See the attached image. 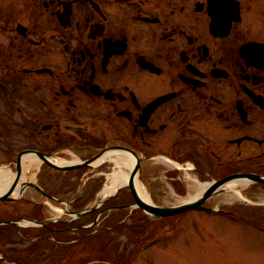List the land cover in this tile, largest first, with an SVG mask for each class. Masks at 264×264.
I'll return each instance as SVG.
<instances>
[{
	"label": "flooded vegetation",
	"instance_id": "obj_1",
	"mask_svg": "<svg viewBox=\"0 0 264 264\" xmlns=\"http://www.w3.org/2000/svg\"><path fill=\"white\" fill-rule=\"evenodd\" d=\"M105 149L130 156L133 182L161 181L148 167L161 160L174 195L223 179L264 192V0H0L2 159L15 170L19 154ZM43 177L31 190L65 209L34 246L9 248L23 258L0 261L121 264L113 236L89 223L133 202L129 189L75 216L89 194L64 197L68 178L48 189ZM23 200L41 216L42 202Z\"/></svg>",
	"mask_w": 264,
	"mask_h": 264
},
{
	"label": "rangeland",
	"instance_id": "obj_2",
	"mask_svg": "<svg viewBox=\"0 0 264 264\" xmlns=\"http://www.w3.org/2000/svg\"><path fill=\"white\" fill-rule=\"evenodd\" d=\"M74 155L81 156L76 152ZM59 156L74 158L73 152L63 153ZM160 161L151 160L148 162V167L160 166L159 168L157 167V170L161 173V181L154 180L148 183L141 180V182H138L145 188L155 204H177L182 199L174 195L171 182L164 177L163 169L165 166ZM0 166L4 169H10L8 161L2 159L1 153ZM34 166L30 170L32 175L29 180L35 181L36 177L40 180L41 176H44L46 178L43 177L44 181H46L41 186L50 189L53 183L60 186L59 183L62 178H68L71 184L65 186L59 192H62L64 197L71 194L75 196L77 194L82 195L83 192L85 195L88 193L89 197L84 198L82 205L88 210L85 213L92 214V206L95 203L94 201L99 199L101 188L112 181L108 174L112 175L114 172L119 171L127 173L129 162L119 155H113L109 159L107 157L103 159L96 170L85 168L84 170L81 169L80 172L75 170L65 173L60 170L48 171L44 169L40 171L37 164H34ZM84 172L85 174H83ZM38 173H40V176ZM147 175L154 177L157 174L148 173ZM49 176L53 177L52 181H47ZM84 182H86V185H83ZM187 187V193L183 197H188L189 194L194 193V189L198 185L192 182ZM236 188L246 199L255 202V204H264V192L245 186H236ZM124 189V187L120 189L117 195L121 194ZM179 189L181 190V188ZM229 194H233L232 190L223 189L206 204L225 210H229L235 205L242 207V205L250 204L239 196L230 197ZM23 197L42 202V214L40 217L49 221L59 218V212L54 211L50 206L60 205L63 207L59 206L60 209H65L67 205L66 201L56 203L47 198H42L41 195L39 196L31 188L26 189ZM112 201L114 199L110 200V202ZM255 208V212L247 213V209L252 208H248V206L242 207L240 210L244 212L243 219L228 217L225 214L222 215L221 213L208 210L189 209L163 219H147L146 221L141 217L140 212L130 214L127 210L120 208L117 212H112V214L107 213L100 218L101 221H97L95 224L102 227L103 231L105 230V237L113 236L112 238L120 249L121 264H264V225L248 221V219H252L264 224V205L261 208ZM34 212V207L23 199L9 203L0 201V220L22 216L30 217L34 215ZM20 223H23V227L0 225V235L2 236L0 237L2 242L0 255L21 259L23 256L20 250L12 251L9 248L20 247L23 244L34 246L35 243L40 241L32 238V236H39L41 233V230L36 225L24 224V220L21 218ZM127 226H129L128 229L126 228ZM97 240L101 241L99 238ZM105 240L102 239V241ZM8 243L16 244H14L15 246H10ZM106 253L103 257L107 259L113 257L111 251ZM59 254L64 253L60 252ZM0 264L7 263L0 261Z\"/></svg>",
	"mask_w": 264,
	"mask_h": 264
},
{
	"label": "water",
	"instance_id": "obj_3",
	"mask_svg": "<svg viewBox=\"0 0 264 264\" xmlns=\"http://www.w3.org/2000/svg\"><path fill=\"white\" fill-rule=\"evenodd\" d=\"M42 156V155H40ZM97 156H94L92 159H89L87 161H84L83 163L80 164H74V165H57L47 159H45L43 157L44 160H46L51 166H54L56 168H60V169H70V168H75L78 167L80 165H87L91 160L95 159ZM21 173V157L18 156L17 159V172L15 174V177L12 181V183L10 184L9 188L0 193V199L2 200H10L13 199V197L10 196V193L12 192V190L14 189L17 180L19 178V175ZM220 182H216L212 185H209L206 188V192L204 194V196L200 197L199 199L195 200V201H191V202H186V203H182L180 205L177 206H170V207H160V206H156L152 203H149L148 201L142 199L136 192V189L133 185V181H132V177L130 176V179L128 181V186L130 187L131 191L134 194L135 200H136V204L141 207L143 210H145V212L153 215V216H165V215H170V214H175L178 213L180 211L189 209V208H207L206 206L202 205L203 201H205V199L209 196H211L213 193L217 192L219 190V184ZM29 185H33L35 186V184L33 183H29V182H24L22 184V188H25L26 186ZM34 221V220H32ZM36 222V221H34ZM1 223H14V224H18L15 220H5V221H0Z\"/></svg>",
	"mask_w": 264,
	"mask_h": 264
},
{
	"label": "bare ground",
	"instance_id": "obj_4",
	"mask_svg": "<svg viewBox=\"0 0 264 264\" xmlns=\"http://www.w3.org/2000/svg\"><path fill=\"white\" fill-rule=\"evenodd\" d=\"M125 154H116V155L121 156L124 160L126 159L129 162V166L131 167L132 164H131L130 156L128 154H126V155ZM106 157L111 158L112 157L111 153L105 154L104 156L99 158L98 161H101L102 159H104ZM53 160L58 162V163H64V162H66L67 159H65V158H53ZM36 162H38V160L36 158H27L25 160L24 173L22 175V178L24 180H29L30 179V177L32 175L30 173V170H31V168L34 166V164ZM10 175H11V172L8 169H4V168H2L0 166V192H3V191H5L7 189L8 185L10 183ZM108 176L111 177L112 181L110 183H106L105 184V186L103 187V190H102V194H101L102 196H104L107 193L113 191L115 187H117L120 184H123L126 181V179H127V173L123 172V171L114 172L112 175L108 174ZM21 183H19L16 186V188L14 189L12 195L21 194V190L19 188ZM136 185H137V189H138L139 194L144 199L148 200L147 192L145 191V188L142 185H140V183H136ZM225 188L227 190H232L233 191V194H229L230 197L235 196V195L236 196H240V192L237 190L236 186L233 185V183L226 184ZM193 197H194V194H189L188 197H186V199H190V198H193ZM25 223L30 224L31 222L30 221H26Z\"/></svg>",
	"mask_w": 264,
	"mask_h": 264
}]
</instances>
